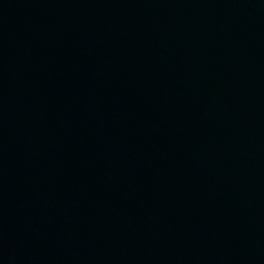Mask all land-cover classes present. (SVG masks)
Returning <instances> with one entry per match:
<instances>
[{"label": "water", "instance_id": "1", "mask_svg": "<svg viewBox=\"0 0 264 264\" xmlns=\"http://www.w3.org/2000/svg\"><path fill=\"white\" fill-rule=\"evenodd\" d=\"M0 264H264V0H0Z\"/></svg>", "mask_w": 264, "mask_h": 264}]
</instances>
